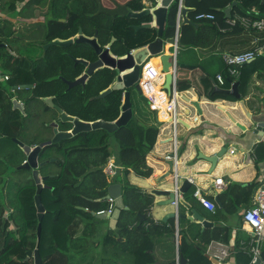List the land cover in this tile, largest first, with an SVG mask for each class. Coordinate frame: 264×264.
I'll return each instance as SVG.
<instances>
[{"label":"trees","instance_id":"1","mask_svg":"<svg viewBox=\"0 0 264 264\" xmlns=\"http://www.w3.org/2000/svg\"><path fill=\"white\" fill-rule=\"evenodd\" d=\"M234 1L236 0H226L223 3L217 0H183L185 6L194 8L189 13L190 20L201 25L199 28L194 24L181 25L179 43L190 47L200 46L203 41V28L208 27L215 31L216 22L227 26L222 9ZM21 2H26L20 11L23 17L27 14L25 10L30 9L31 3L28 0H0V11L16 12L17 4ZM244 2L242 7L237 6L242 15L251 16L252 20L264 15V3H260V0ZM64 3L65 6L61 8L57 5L53 9L54 13L57 17H65L69 12L70 19L66 23L55 20L47 24L43 38L45 43L59 37L72 38L78 34L79 26L82 25L84 33L88 36H94L98 31V42L102 46H106L113 37H116L117 40L111 50L122 57L135 49L147 46L158 35L156 27L138 30L133 27L152 22V15H144L138 19L120 16L114 22L110 17L102 15L83 20L80 4H70L69 0ZM252 3L262 14L255 16L245 12ZM128 5L134 11H142L146 7L143 0H130ZM178 5L179 1L175 0L169 7L164 33L166 38H172L176 34ZM200 13H211L215 18L197 19L196 16ZM39 27L41 32L44 24H40ZM15 34L14 26L0 17V68L3 64L6 70L2 71L3 76L9 77L8 80H0V264H34L26 258L28 252L37 246L43 264H73L70 261L73 256L71 254L82 252L88 244L83 237L89 234V226L103 221L97 218L95 213L106 207L102 202L106 196L104 190L111 184L112 179L119 178V174L113 176L106 174L105 167L109 159L116 158L117 164L123 169L124 178H127L130 170L139 176H151L153 168L147 163V155L154 148L160 131L156 126L143 124L133 115L127 124L119 126L113 132L105 129L80 132L58 143L45 146L39 155V162H45L40 167V175L44 178L45 186L41 197L46 213L42 220L41 239L38 244L39 219L35 204L37 187L35 181L28 178L31 171L18 169L26 160V154L14 140L18 138L31 146L49 140L40 137L44 130L43 125L37 129L36 138H24L25 133L26 135L29 133L28 120L40 116L31 113V103L54 95L55 104L69 115L89 122L98 120L114 122L121 115L125 91L113 90L103 98L97 97L116 81L118 71L108 67L96 71L85 85L78 84L69 88L64 79L74 81L86 69L84 65L76 64L73 59L84 58L94 61L97 58L94 50L88 45L74 43L66 48L52 46L45 58L42 54L34 57L33 54H22L27 49L13 46L11 38ZM24 36L19 35L20 40ZM25 45L27 46L26 43ZM258 62V59L251 62L253 67L250 77L242 74L237 79L230 75L226 68L224 88L229 89L234 82L239 81L240 91L247 95L253 74L259 72L264 78L263 68L258 66ZM22 84H34V87L12 91L14 86ZM178 88L185 90L190 86L178 83ZM26 93L30 96L26 99L24 112H21L14 108L12 99L15 96L23 97ZM228 97L237 100L233 95ZM72 125L71 122L62 123L59 130L68 131ZM250 186V190L256 188L254 184ZM219 196L222 201L220 210L231 212L232 208L227 202L232 201L233 197L228 193ZM125 199L128 205L144 212L154 203V197L138 187L126 186ZM79 207H85L87 210ZM233 208H237V204L234 203ZM127 212L124 210L122 217ZM147 222H153L152 218L148 217L143 224ZM153 229L154 227L149 231L139 230L142 237L144 236L150 243L147 245L149 251L146 253L145 264L155 262L153 255L149 253ZM161 230L162 228L157 232ZM78 231L80 234L76 238ZM168 231L175 234L174 224ZM231 236L228 227L216 226L204 230L198 242H189L181 238L179 252L189 264H214L208 256V246L213 241L228 244ZM111 238L113 237L107 236L106 242L109 243ZM82 240H85L86 244H82ZM240 241L237 239L232 253L235 264H250L253 257L251 252L253 236L249 233L246 249L242 248Z\"/></svg>","mask_w":264,"mask_h":264},{"label":"crops","instance_id":"2","mask_svg":"<svg viewBox=\"0 0 264 264\" xmlns=\"http://www.w3.org/2000/svg\"><path fill=\"white\" fill-rule=\"evenodd\" d=\"M119 1L126 3L129 0ZM148 1L143 0L144 3ZM217 1L223 3L226 0ZM252 1L257 2V0ZM233 3L235 4L232 6ZM233 3L222 9L227 26H222L216 22L217 29L215 31L208 27L203 28V41L200 46L190 47L179 44L177 60L179 65L183 64V67L178 68L177 81H179V84H189L190 88L180 90L177 84L179 96L176 101L178 121V163L174 169L176 172L171 171L169 164L171 159L165 157L172 146L173 124L171 121L163 124L157 122V113L153 114L154 110L149 107L145 100L141 99L136 90L131 91L134 116L143 124L158 127L160 132L154 148L147 155V163L153 168L151 176H139L133 170H130L127 178H124L122 175L123 169L117 164L116 158L109 159V161H114L116 174H119V178L115 182L123 186L124 205L127 209L122 210L115 226L110 224L109 219L100 218L103 221L90 225L89 234L84 236L83 239L85 238L88 244L90 243L89 245L87 244L88 246L97 247L98 244L101 245V238L98 236L101 233L100 235L106 246H110V264H145L147 260L146 253L149 251L147 250V245L150 243L147 242L144 236L142 237V232H139V230L145 231L147 229L149 231L152 227H154V233L151 236L152 246L149 253L154 257V264H176L178 254H180L179 243L181 238H185L189 242H198L199 236L204 230L216 226L228 227L232 233L231 240L228 244L218 241L211 242L208 246V255L216 256L219 254V248L227 249L231 255L237 239L241 240L239 244H241L243 249H246L245 246L250 232L247 230L249 227L243 222V213L251 205L256 188L264 181V136L252 135V133H248L232 124L227 113H231L243 125L249 126L250 120L240 107V101L242 100L250 113L259 114L258 116L264 118V78L259 75V72H255L251 78L250 91L247 95L240 91V82L236 81L239 82L238 92L242 98L237 99L233 95L237 99L234 101L228 97V95L232 94L218 92L219 89L231 90L233 85L229 89L224 88V84L221 85L219 83L217 76L221 74L225 78L227 65L223 59L224 54H237L251 50L258 53L256 57L259 60L258 66L262 67L264 71V29L249 27L244 23L248 19L252 20L251 16L242 15L237 7H242V4H245L244 0H236ZM260 3H264V0H260ZM24 6L25 2L18 3L16 12L0 11V17L7 20L9 25L14 26L16 34L11 38L14 47L23 48L19 44V41L20 43L22 42L19 35H25L28 37L25 40L27 50L22 54H33L34 57L42 54V57L45 58L48 50L52 47L45 52L43 46L39 45L40 43H45L43 38L45 37L46 25L42 27L41 32L38 30L34 33L35 44L33 41L30 43L31 33L27 23L30 10H25L28 17L26 15L22 17L20 11ZM229 6H232V9L229 13H226L224 10ZM245 12L250 15L255 14V16L261 13L259 8L253 3L245 9ZM189 13H187V17L190 20ZM260 18L264 19V15L257 19ZM151 23L152 27H156L153 16ZM200 25L197 27L199 28ZM75 37L77 35L72 38ZM112 54L116 55L113 52ZM252 64L249 62L239 67L240 75L244 74L246 77H250ZM236 78L238 79V77ZM22 85L33 86L21 89H32L34 87V84ZM199 94L201 95L199 104L203 110L202 115L192 105L193 101L198 100ZM29 96L26 93L23 97L18 98L15 96L14 98H17L22 103L25 110V102H27L26 99ZM48 98L53 100V105L46 102ZM54 99L55 96L52 95L42 98V102L34 101L31 103V113L33 115L36 113L40 116L36 118L38 121L36 127L33 126L35 125L34 120L30 121V126L27 127L30 139L38 136L36 131L41 127L40 123L44 128L40 137L50 139L54 136L53 127L50 126V123L57 121L61 116L55 108ZM196 117H198L197 120H195ZM62 123L66 122L60 121L59 129ZM230 129L233 135L228 133ZM221 138L227 139V141L224 143ZM223 146H227L228 150L215 168H212L210 162L201 158V155H214ZM176 175H178L181 182L184 179H192V181L189 180L191 186L182 196L189 207L188 205H179L177 207L173 203L168 205L161 204V201L168 199V196L156 193V191L172 190V182ZM220 178L222 183H217V179ZM253 184L256 188L250 190V185ZM126 186L138 187L144 193L154 197V203L148 211L144 212L140 209H134L127 204L125 199ZM196 189H200L203 194L216 203L215 212L205 208L195 197ZM224 193H228L233 197L232 201L227 202L232 208L231 212L220 210L222 201L219 195ZM216 198L219 199V202ZM105 200L106 196L102 201L104 204ZM234 203L237 204V208H233ZM79 208L87 210L85 207ZM124 210L128 212L122 217ZM193 210L214 224L205 227L200 220L188 218L193 216ZM173 211H178V215H187V217H167L168 213ZM140 214L144 215V218ZM148 217H151L153 222L143 224ZM173 224L175 228L174 235L168 231L170 227H173ZM161 228L162 230L157 232ZM77 234L76 238H78L80 232L78 231ZM107 236L113 237L109 243L106 242ZM85 240H82L81 243L86 244ZM228 262L229 264H235L233 255H231Z\"/></svg>","mask_w":264,"mask_h":264},{"label":"water","instance_id":"3","mask_svg":"<svg viewBox=\"0 0 264 264\" xmlns=\"http://www.w3.org/2000/svg\"><path fill=\"white\" fill-rule=\"evenodd\" d=\"M175 0H149L147 3H145V9L142 11H134L131 10L129 7V2L122 3L119 0H112L113 7L106 8L102 5L101 1L99 2L100 8L98 13L106 12L108 15H111L113 22L117 20L120 16H127L132 19H138L141 18L144 15H152L153 18H155L156 27L158 28V35L154 41L149 43L147 46L138 49L137 51H131L127 54L126 57L121 58L117 57L116 55L112 54L111 48L116 41V38L113 37L111 42L108 43L106 46L100 45L98 42V31H96L95 35L93 37L86 36L82 29L79 30L77 37L75 38H69V39H54L48 43H46L43 48L46 52L48 48L51 46H59L66 48L74 43H84L88 45L90 48L94 50V52L97 55L96 60L89 61L84 58H74L76 64H82L85 66L86 70L82 74V76L78 77L74 81L65 80V82L68 84L69 88H72L75 85L81 84L85 85L86 81L90 78L91 75H93L96 71L99 69L108 67L111 69H116L118 71V75L116 78V82L101 92L97 97L103 98L106 95H108L113 90H124V99H123V105H122V112L120 117L114 121V122H106L102 120H98L95 122H89L81 120L75 116L67 114L62 108L59 106H55V108L60 113V118L57 119V121H54L50 123V126L53 127V133L54 136L46 141H42L41 143L31 146L30 144H26L23 141L19 140L18 138H15V142L23 149L24 153L26 154V160L18 167V169H26L28 171H31V175L28 176L29 179H33L36 184V195H35V204L37 208V215L39 219L38 228H37V238H38V244L41 239V232H42V220L46 213L45 206L42 202L41 192L44 188L43 183V177L40 175V167L45 164V162H39V155L42 151V149L47 146L51 145L53 143H58L61 140L65 138L72 137L80 132H88L95 129H105L109 132L115 131L119 126L127 124L130 119L134 115L133 110V102H132V96L131 91L136 90L139 95L143 96L142 88L139 84L140 76H141V67L143 63L151 56L160 53L163 50L164 42L165 41H172V38H165V26L167 21V14L169 7ZM235 3L232 4V6ZM232 6L227 7L224 11L226 13H229L232 9ZM194 9L190 7L183 6L181 9V18L182 22L181 25L184 24H194L195 26H199V23L192 22L188 19L187 13L193 11ZM69 17V14H68ZM135 29H141V28H149L152 27V23H143L140 25H133ZM162 64L164 67V70L169 71L171 67L174 66L173 58L170 55H163L162 58ZM156 64H159L158 60H155ZM177 70L179 67H183V64H178L177 60ZM3 76V73L0 71V80ZM174 75L172 73H168L166 76V83H165V89L169 96H172L173 89H172V83H173ZM179 81H177L178 83ZM238 85L239 82H236L233 84L231 90H224L219 89L218 92L220 93H230L234 95L237 99H241L242 96L238 92ZM33 85H21V86H15L13 88L14 90H18L21 88H28ZM144 97V96H143ZM201 100V95H198V100L193 101L192 105L197 109V112L202 115L203 110L199 104V101ZM13 105L15 109H19L20 111L24 112V107L22 103L17 99H12ZM50 105H53V100L51 98H48L46 100ZM240 107L242 108L244 114L247 116V118L250 120V125L245 126L242 123H240L231 113H227L228 118L232 122V124L236 125L237 127H240L242 130L252 133V135L256 136H264V118L261 116H258L257 114H252L248 111L246 108V105L244 101H240ZM71 122L73 124L72 130L70 131H62L59 130V122ZM157 122H160L157 119ZM229 134L233 135L232 130L230 129L228 131ZM223 142L225 143L227 139H223ZM236 139V138H235ZM237 140V139H236ZM228 148L227 146L221 147V149L215 153L214 155L207 156V155H201V158L207 160L212 164V168H215L218 163L221 161L223 156L226 154ZM55 160V159H52ZM171 171L176 168L174 160L169 161ZM172 190L170 191H156L157 194H163L168 196V199L165 201H161V204L168 205L172 204L177 196H178V206L179 205H188V203L182 198L183 194L189 189L191 186V182L189 179H184L182 182L180 181V178L178 175L175 176L173 182H172ZM174 186V187H173ZM176 187H178V193L176 190ZM106 192V198L112 197L115 199V210L111 215H107L105 213H95V216L97 218L101 219H109V222L111 225H114L117 223L121 212L123 209H127L124 205V199H123V186L119 183H116L114 179H112L111 184L104 190ZM219 202V199L216 198ZM189 207V205H188ZM143 218L144 215L140 214ZM167 217L171 218H181V217H187V215H178V211H173L168 213ZM190 219L196 218L202 222V224L206 226H212L214 223L211 221L206 220L204 217L200 216L195 210H193V216L188 217ZM181 264H189L185 257L181 255ZM211 259L212 263L214 264H225L220 263L219 260L215 257H212L208 255ZM33 258L34 264H43L42 257L39 251L38 246L34 250H30L28 252L26 260H29ZM174 264V263H173ZM256 264H264V252L261 255V258L258 259Z\"/></svg>","mask_w":264,"mask_h":264},{"label":"built area","instance_id":"4","mask_svg":"<svg viewBox=\"0 0 264 264\" xmlns=\"http://www.w3.org/2000/svg\"><path fill=\"white\" fill-rule=\"evenodd\" d=\"M178 12H177V30L172 41H165L163 50L155 55H151L141 67V76L139 84L143 91V96L147 101L149 107L156 111L158 120L161 124L171 121L173 124L172 132V146L169 151L166 153L165 157L167 159L174 160L175 166L178 161V138H177V105L176 101L179 96L177 91V55L179 49V38H180V26H181V9L184 6L183 0H178ZM197 19H214L215 16L211 13H200L196 16ZM234 22V21H233ZM247 26L264 29V19L256 20H246L244 22ZM170 55L173 58L174 66L169 69V71L164 70L162 64V56ZM258 53L251 50L245 51L243 53L237 54H224L223 59L227 65L228 72L234 77H239L240 70L239 67L245 65L246 63L252 62L256 59ZM158 60L159 64H156L154 61ZM168 73L174 75L172 89L173 94L169 96L166 89V76ZM1 79L8 80L7 75L2 76ZM217 79L221 85L225 83V78L223 75L219 74ZM198 117L195 118L197 120ZM106 174L115 175L116 166L114 161L110 160L105 167ZM192 181V179H189ZM217 183H222V179H217ZM178 193V187H176ZM195 197L201 202V204L209 209L212 212L216 211V203L210 199L207 195L203 194L200 189H196L194 193ZM174 205L178 207V196L173 202ZM104 209L96 212L98 214L105 213L111 215L115 210L116 204L115 199L112 197L106 198ZM243 222L246 224L249 229H247L250 234L253 236V244L251 252L253 254L252 261L250 264H256L259 258L262 255V245L264 243V181L258 186L256 192L252 198L251 205L243 213ZM232 255V254H231ZM230 252L225 248H219V254L214 256L219 260L220 263L229 264V259L231 257ZM176 264H181V256L178 254Z\"/></svg>","mask_w":264,"mask_h":264},{"label":"flooded vegetation","instance_id":"5","mask_svg":"<svg viewBox=\"0 0 264 264\" xmlns=\"http://www.w3.org/2000/svg\"><path fill=\"white\" fill-rule=\"evenodd\" d=\"M30 1V12H29V17L27 18L28 20V25H29V29H30V33H31V39L29 40L30 43L35 44V32L40 30L39 25L40 24H50L52 21L58 20L61 22L66 23L69 19H70V13L68 12L66 14L65 17H60V16H56L54 13V8L58 5L59 8L65 6V1L66 0H28ZM101 1L102 5L106 8H112L113 7V2L112 0H90V2H86L85 0H69L70 4H80L81 10L80 13L81 14V18L83 20H86V18L89 17H94V16H108L110 17V20L113 21L111 15H108L106 12H101L98 13L100 5L99 2ZM130 1V0H129ZM128 1V2H129ZM24 3V2H21ZM20 3V4H21ZM26 3V2H25ZM85 3L90 4L89 6H84ZM48 8V10H47ZM69 14V17H68ZM82 29L83 33H84V29L82 27V25L79 26V30ZM78 30V32H79ZM85 34V33H84ZM78 35V34H77ZM46 43H40L39 45L44 46ZM82 76V75H80ZM79 76V77H80ZM87 83V81H86ZM22 112V111H21Z\"/></svg>","mask_w":264,"mask_h":264},{"label":"rangeland","instance_id":"6","mask_svg":"<svg viewBox=\"0 0 264 264\" xmlns=\"http://www.w3.org/2000/svg\"><path fill=\"white\" fill-rule=\"evenodd\" d=\"M28 14H26L27 16ZM28 17V16H27ZM28 37L24 36V38L22 39V42L19 44H21L23 46L24 49H27V46L25 45V40H27ZM6 41V40H5ZM12 41V39H11ZM0 71L2 72H6L3 64H1V68ZM141 99L145 100L144 97L142 95H140ZM146 101V100H145ZM147 102V101H146ZM153 114H156L155 111H153ZM34 120L35 122V126L38 125V121L36 119V117H32L29 119V121ZM40 125L42 126V124L40 123ZM30 134L28 133L24 138L30 137ZM46 136V135H45ZM101 234V233H100ZM98 235L99 238H101V245L98 244L97 247H92V246H88L86 248H84V250L82 252H77L76 254L73 253L72 255V259L70 260L71 263L73 264H110V246H106L105 242L103 241V238L101 235ZM31 261H33V258L30 259Z\"/></svg>","mask_w":264,"mask_h":264},{"label":"bare ground","instance_id":"7","mask_svg":"<svg viewBox=\"0 0 264 264\" xmlns=\"http://www.w3.org/2000/svg\"><path fill=\"white\" fill-rule=\"evenodd\" d=\"M155 62V61H154Z\"/></svg>","mask_w":264,"mask_h":264}]
</instances>
